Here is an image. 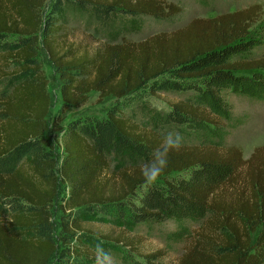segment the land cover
Masks as SVG:
<instances>
[{
	"label": "trees",
	"instance_id": "1",
	"mask_svg": "<svg viewBox=\"0 0 264 264\" xmlns=\"http://www.w3.org/2000/svg\"><path fill=\"white\" fill-rule=\"evenodd\" d=\"M82 1L100 22L122 13L170 23L183 12L161 0ZM46 2L0 0V78H23L0 92V264H47L58 251L55 264H93L91 252L77 245L81 218L92 216L129 227L207 217L178 264H264V146L244 160L237 147L184 144L171 153L168 168L152 186L141 168L166 134L143 130L124 114L142 95L190 93L159 122L182 135L209 131L214 136L230 119V91L264 99V58L253 56L264 46L262 6L197 18L171 34L107 44L93 54L61 55L62 6L56 3L45 15ZM42 50L60 76L63 108L82 107L92 92L117 101L104 117L69 124L58 168L45 139L52 96ZM111 154L138 163L119 176L120 192H107L102 183ZM59 180L69 188L68 213L55 238L52 207ZM103 241L129 264H143L134 258L131 242ZM149 258L145 264L158 260L156 254Z\"/></svg>",
	"mask_w": 264,
	"mask_h": 264
},
{
	"label": "rangeland",
	"instance_id": "2",
	"mask_svg": "<svg viewBox=\"0 0 264 264\" xmlns=\"http://www.w3.org/2000/svg\"><path fill=\"white\" fill-rule=\"evenodd\" d=\"M167 4L179 5L183 12L173 22L157 21L149 17H128L122 13L111 15L105 22L98 21L94 8L82 0H47L45 15L52 11L56 3H61L58 13L62 34L58 37V48L61 55L72 50L77 54L95 53L107 44L122 42H142L161 33L171 34L182 29L197 18H213L225 13L246 9L252 5L262 6L264 0H210L203 4L198 0H161ZM264 20V15L261 17ZM255 58H264V46L253 51ZM41 62L48 77V90L52 96V106L49 114V130L46 135L47 144L53 147L58 166L64 153V134L69 124L77 119L101 118L107 115L117 101L114 97L101 98L99 92L89 94V99L80 108H63L60 76L47 53L41 51ZM11 66L8 71L13 70ZM23 81L20 76L0 78V92L12 90ZM253 94V95H252ZM244 94L241 91H230L227 101L232 106L230 119L223 121V128L214 136L207 131L199 137L183 135L186 145H214L219 148L237 147L243 153L244 160H248L256 148L264 146V99L257 93ZM190 93L162 91L155 95H142V100L124 111V114L133 119L143 130H159L164 134L177 131L163 127L159 117L170 110V107L189 97ZM166 129V130H165ZM213 143V144H211ZM50 148V147H49ZM111 169L102 178V183L109 191H119L123 186L119 176L125 170L137 165V160L128 155L111 154ZM69 197V188L61 180L58 182L57 196L52 207V223L55 238L61 232V221L64 217L66 199ZM207 217L201 220L185 219L183 221L167 220L162 224L150 226H125L108 218L97 216L82 217V228L79 233V242L93 255V264L97 256L101 264H107L104 253H108L113 264H129L124 257L111 252L103 240L112 242L122 241L136 246L134 258L145 264L149 256L156 254L155 264H178L185 254L194 235L204 225ZM86 232H89L86 234ZM85 233V234H84ZM30 236L26 234L23 237ZM256 236V235H255ZM100 249L97 250V245ZM60 249V248H59ZM58 253L50 258L47 264H55ZM160 254V255H158ZM153 262V261H152Z\"/></svg>",
	"mask_w": 264,
	"mask_h": 264
},
{
	"label": "clouds",
	"instance_id": "3",
	"mask_svg": "<svg viewBox=\"0 0 264 264\" xmlns=\"http://www.w3.org/2000/svg\"><path fill=\"white\" fill-rule=\"evenodd\" d=\"M184 146V137L179 131H168L160 147L153 151L152 159L141 168L142 175L148 185L155 186L168 168L172 152H179ZM97 250L100 249L98 244ZM107 264H113V259L108 253H104ZM96 264H101L97 256Z\"/></svg>",
	"mask_w": 264,
	"mask_h": 264
}]
</instances>
